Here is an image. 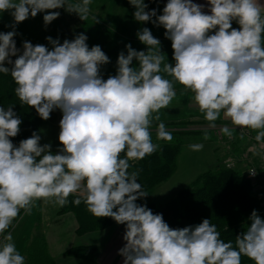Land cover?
<instances>
[{"label": "clouds", "instance_id": "9594fccd", "mask_svg": "<svg viewBox=\"0 0 264 264\" xmlns=\"http://www.w3.org/2000/svg\"><path fill=\"white\" fill-rule=\"evenodd\" d=\"M90 4L91 0H0V13L10 11L14 21L12 31L0 32V73H10L15 95L41 119H50L56 109L62 112V147L54 154L50 144L41 145L35 131L15 145L10 138L20 133L22 120L12 106L0 107V264H25L8 231L21 210L31 214L39 200L63 207L70 195L76 197L74 205L83 202L93 216L125 225V244L118 251L123 264H242V256L264 264V219L256 210L249 217L250 226L236 236L235 247L220 238L209 219L173 229L162 214L137 203L148 194L137 183L139 171H128L130 161L160 149L152 139L153 121L159 122L157 140H173L160 111L177 95L174 82L194 94L208 122L204 140L210 139L208 129L216 127L223 112L234 127H221L222 134L232 138L238 126L255 131L257 142L264 141V4L207 0L205 12V5L193 0H167L158 15L155 8L147 10L144 0H129L135 21L165 29L175 63L165 61L160 40L143 27L136 35L147 50L127 44V54L118 55L116 74L107 79L101 67L110 59L99 45L89 48L84 33L62 43L46 37L51 50L24 41L19 54L16 25L46 12L47 26L60 16L49 10L60 8L86 21ZM188 147L200 151L204 145Z\"/></svg>", "mask_w": 264, "mask_h": 264}, {"label": "rangeland", "instance_id": "374dc122", "mask_svg": "<svg viewBox=\"0 0 264 264\" xmlns=\"http://www.w3.org/2000/svg\"><path fill=\"white\" fill-rule=\"evenodd\" d=\"M123 3L125 6L124 0ZM125 9L132 21L135 23H140L131 17V13L126 6ZM56 11L60 12V16L50 23V26H48L49 30H51L53 33L56 32L57 35H60L63 41L65 39L71 41L77 34L84 33L88 37L87 44L89 45V48L94 45H99L109 57L110 63L101 67V75L104 79H107L110 75L116 74L118 55L121 51H124L125 54H127L125 47L127 44H131V46L137 51L147 50V46L142 44L138 38H132L127 35V37H120L114 33L113 29H111L105 23L99 20L96 22L94 19L95 16L92 13H89V17L86 21H83L77 14L76 16L73 13H69L65 11L64 8L57 9ZM42 13L43 15L46 14V12ZM158 13L159 8L157 6V14ZM0 15L4 14L0 13ZM4 19L8 23H14L12 16L10 17L9 15H5ZM0 20L5 23L3 19ZM8 26L11 27L10 24ZM233 27L237 28L235 26ZM17 29L20 30V33ZM45 30L47 32L42 31L40 33V37L43 39H45L44 37H49V30L47 28H45ZM15 31L21 40L22 46L24 41H30L33 45L39 44V13L36 17H29V19L16 25ZM67 31H70V35L68 36L66 35ZM64 32H66V34ZM156 38H158L161 42V51L164 53L165 61H168L174 65L175 61L173 60L171 41L163 34L158 35ZM47 43L49 47L52 48V45L48 42V40ZM133 65L138 67V62L134 60ZM162 75H165L167 79H172V77L166 76V74L162 73ZM174 88L177 95L167 109H161L160 118L161 121L166 124L165 126L167 130H169L173 135L175 134L182 137L184 144L181 148V153L177 161V170L175 174L167 182L158 186L151 193V195L147 197V203L158 204L172 196H175V194H177L180 190L189 187L190 184L200 175L208 171L215 170L222 164L226 167H228V164H230L233 166V168L239 169L240 172L244 174L252 167H260L259 164L264 165V162H261L259 159L252 156L255 152H253L251 155V159H244V154H241V151L253 150L252 147L254 149L261 148L262 153H264V147L261 146L262 143H259L255 140L256 132L251 129L245 128L243 131H241V129L237 126L236 130L240 131V136L246 135L247 137H251V139L247 141L248 143L246 145V149L245 145L238 147L237 150L240 151L230 150L229 147L227 148L228 150H222L224 147H220V145L226 144V140L228 143L230 141L226 137L227 135L221 133L219 128L225 125H232L231 122H223L222 124L219 122L216 123L215 128L208 129V135L210 139L204 140V129L207 128L208 123L203 124L200 122L204 119V117L203 114L199 112L198 106L194 103V94L190 91H186L182 85L176 82H174ZM220 117H224L223 112L221 113ZM61 118L62 112L59 109L54 110L50 114V119L44 120V123L37 132V134L41 136V145L50 144L51 151L54 154L57 153L62 147L58 140V135L60 132L59 121ZM187 119H190L191 123L194 125L191 126V123H188L190 125H187L181 122ZM175 122L181 123L172 124ZM158 123V121H153V124ZM237 140L240 141V139ZM197 143L204 145L202 150L192 151L188 147L190 144ZM226 153H230V156H227ZM241 156H243L244 160L238 158ZM242 163H244V165L239 166ZM60 208V206L53 203H45L43 200H39L36 201L31 214L25 215L24 211L21 210L20 217L14 221L13 227L8 230L12 233L16 246H19L17 249L21 255L23 252H25V256L26 254L28 256L27 250L30 246L27 248V250L24 247H27L31 243H42V245L45 246L47 252L49 249L51 253H57L60 251V249L63 250L64 248L66 249L71 247V245L74 243H78L80 239L87 241L85 243H93L92 241H96L92 240L94 239L92 237L94 236L93 234L82 236L77 235L75 232L77 223L74 215H58ZM99 241V243H103V240ZM107 243L108 242H106V244Z\"/></svg>", "mask_w": 264, "mask_h": 264}, {"label": "trees", "instance_id": "16d2710c", "mask_svg": "<svg viewBox=\"0 0 264 264\" xmlns=\"http://www.w3.org/2000/svg\"><path fill=\"white\" fill-rule=\"evenodd\" d=\"M125 6L131 13L135 11L129 0H124ZM148 9L159 8L160 0H144ZM13 28L0 20V32L7 33ZM20 53L23 46L18 34L14 37ZM16 57H12L14 60ZM11 68V65H5ZM16 84L10 73H0V107L7 109L12 106L13 111L22 120L20 133L12 139L15 145L23 139L29 138L32 133L38 132L44 120L39 117L34 108L22 104L15 95ZM187 125L191 122H182ZM176 124V123H172ZM170 124V125H172ZM152 124L151 132L154 143L160 145L155 153L146 156L143 160L130 161L129 172L139 171L137 183L142 185L143 191L148 194L137 203L146 205L154 214H162L165 222L173 229L194 226L200 224L204 219H209L215 224L220 232V238L225 242L231 241L235 247L236 236L246 231L250 226L249 219L253 210L264 219L263 210L260 207L259 195L254 192L251 180L239 169L228 168L225 165L218 166L215 170L208 171L194 180L189 187L180 190L160 203H147L146 199L161 184L167 182L177 170V161L183 146L182 137L173 135L171 142L156 139V127ZM166 125V124H165ZM194 125L191 123V126ZM196 130V129H195ZM199 131V130H197ZM200 134V133H199ZM124 153H121L123 158ZM75 196L68 197V203L60 208L58 215L72 213L78 223V234L94 231H103L118 225L112 218H98L93 216L86 205L81 202L79 206L72 203ZM26 264H54L49 252L42 243H33L28 248ZM67 256L82 257L95 261L99 255L97 246H83L69 249ZM242 264H254L248 257L242 256Z\"/></svg>", "mask_w": 264, "mask_h": 264}, {"label": "crops", "instance_id": "0c3cea01", "mask_svg": "<svg viewBox=\"0 0 264 264\" xmlns=\"http://www.w3.org/2000/svg\"><path fill=\"white\" fill-rule=\"evenodd\" d=\"M67 2L68 3H77V2H80V0H67ZM193 2L204 4L205 5L204 11L205 12L208 11L207 0H193ZM260 2L262 4H264V0H260ZM166 3H167V0H160L158 15L162 14V9ZM89 7H90V13H92L97 18V20L105 23L107 26H109L111 29H113L114 33H116L120 37L129 36V37L137 39L138 37H137L136 33L138 30H140L143 27L149 28L154 37H157L160 34L164 35L165 29L162 26L156 27L151 22L141 24V23H135L134 21H132L129 18V15L125 9L123 0H91V4L89 5ZM56 10H52V11H56ZM3 14L4 15H0V19H3L6 24L12 25L11 23H8L4 19L5 15H9L11 17L10 11L3 12ZM73 14L76 15V13H73ZM43 16H44L43 13L42 14L39 13V44L44 45V46L48 47L49 49H51V47H49V45L47 43L46 37H44L45 39L40 37L41 36L40 33L42 31L45 32L46 31L45 28H47L49 30L48 26H50V24H48L47 26L45 25L44 20H43ZM59 22H61V21H59ZM65 26H67V25H65ZM233 26L239 28V25L235 21H233ZM40 28H41V30H40ZM17 30L20 33V30L19 29H17ZM64 33L66 34V32H64ZM66 35L67 36L70 35V31H67ZM48 36H51L53 39H59L61 43L63 42V39L60 37V35H57L56 32L53 33L51 30H49ZM186 121L191 122L190 119H187V120L181 121V122H186ZM194 121H196V120H194ZM181 122H175V123H181ZM200 122H202L203 124L208 123L205 119L201 120ZM218 122L222 124L223 122H231V121H230V119H227L225 117H223V118L220 117V118H218L216 123H218ZM228 127L233 128L234 126L229 125ZM220 128H219V130H220ZM226 137L229 139L230 142L228 143V141L226 140L225 145H220V147H224V149L221 148L222 150H228L227 149L228 147L230 150H237L238 147H241L243 145H245V149H246L247 148L246 145L248 143L247 141L251 139L250 137H247L246 135L240 136L239 130H235L233 132L232 138H229L228 136H226ZM224 139H226V138H224ZM237 139H240V141ZM252 149L253 150H244L245 152L241 151V154L242 155L244 154L243 155L244 159H247V158L251 159V155L253 154V152H255L252 156L256 157L261 162H264V153H262L261 148L260 149H258V148L254 149L252 147ZM237 151H240V150H237ZM242 152H244V153H242ZM226 155L230 156V153H226ZM243 156L238 157V158L243 159ZM243 165H244V163L240 164L239 166H243ZM261 165H263V164H259V166H261ZM70 214H72V213H70ZM75 220H76V218H75ZM76 223H77V221H76ZM77 229H78V223H77V226L75 229L76 234L80 235V236L93 234L94 236H92V237L94 239H92V240H96V241H92L93 243H85L87 241H83L82 239H80L78 241V243H74L73 245H71V247H68L66 249L64 248L63 250L60 249V251L57 253H55V252L51 253L50 250L48 249V252H49L54 264H123V257L118 254V251L125 244V241L123 240V235L125 232V225L118 224V225L112 226V227H110L106 230H103V231H94V232L85 233V234H78ZM105 233H107V234H105ZM99 240H103L102 241L103 243H99L100 242ZM106 242H108V243L106 244ZM31 244L28 245L27 247H24V248L27 250V248L29 246H31ZM90 245L97 246L98 251H99V255L95 261H90V260H87L85 258L77 257V256H67L65 254L71 248L90 246ZM16 247H19V246L17 245ZM22 255L26 259L25 252H23Z\"/></svg>", "mask_w": 264, "mask_h": 264}, {"label": "built area", "instance_id": "2783aa9c", "mask_svg": "<svg viewBox=\"0 0 264 264\" xmlns=\"http://www.w3.org/2000/svg\"><path fill=\"white\" fill-rule=\"evenodd\" d=\"M231 166L232 165L228 164V167ZM252 172H255V175H253ZM247 177L253 184L254 192L259 195L260 207L264 214V167H260L259 169L255 167L250 168L247 172Z\"/></svg>", "mask_w": 264, "mask_h": 264}, {"label": "bare ground", "instance_id": "6f19581e", "mask_svg": "<svg viewBox=\"0 0 264 264\" xmlns=\"http://www.w3.org/2000/svg\"><path fill=\"white\" fill-rule=\"evenodd\" d=\"M260 167H264V165H261Z\"/></svg>", "mask_w": 264, "mask_h": 264}]
</instances>
